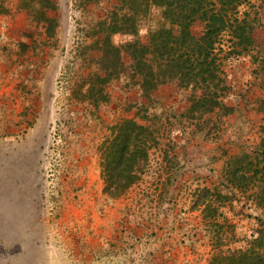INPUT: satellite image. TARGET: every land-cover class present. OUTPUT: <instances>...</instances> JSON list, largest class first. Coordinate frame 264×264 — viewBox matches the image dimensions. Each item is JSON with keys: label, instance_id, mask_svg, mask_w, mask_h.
<instances>
[{"label": "rangeland", "instance_id": "rangeland-1", "mask_svg": "<svg viewBox=\"0 0 264 264\" xmlns=\"http://www.w3.org/2000/svg\"><path fill=\"white\" fill-rule=\"evenodd\" d=\"M239 2L254 42L226 61L234 113L206 124L183 116L201 90L173 79L146 93L133 73L124 45L169 26L161 7L135 34H112L123 65L101 101V85L84 100L83 76L105 74L99 48L119 1L0 0V264H225L250 246L264 209L225 170L263 137L264 0ZM206 28L192 24L196 37ZM125 119L152 126L157 143L113 198L104 147Z\"/></svg>", "mask_w": 264, "mask_h": 264}, {"label": "trees", "instance_id": "trees-1", "mask_svg": "<svg viewBox=\"0 0 264 264\" xmlns=\"http://www.w3.org/2000/svg\"><path fill=\"white\" fill-rule=\"evenodd\" d=\"M118 1L120 6L114 10L99 48L105 74L83 76L84 100L94 99L96 85H101L98 99L106 100L104 85L123 65L121 47L112 42V34H135L138 17L155 5L162 8L169 26L151 32L148 43L134 40L124 45L132 55L133 73L141 79L143 91L148 93L161 84L178 79L183 87L201 90L199 94L191 95L184 117L199 120L197 123L217 124L234 113L235 106L225 101L231 90L226 61L231 55L247 51L254 42L250 22L238 16L239 0ZM197 20L207 23L200 37L192 31V24ZM260 110L264 112V100ZM217 126L221 128L220 124ZM204 127L199 126L198 130L203 131ZM112 131V137L104 147L102 169L106 183L104 191L114 198L136 183L140 173L147 168L150 151L157 143V130L135 119H125L114 125ZM211 133L212 128H208L205 136ZM262 134L261 143L255 150L228 160L225 176L237 189L253 192L257 204L264 209V124ZM205 191L210 193L209 189ZM262 226L248 248L225 256V264H264V221Z\"/></svg>", "mask_w": 264, "mask_h": 264}]
</instances>
